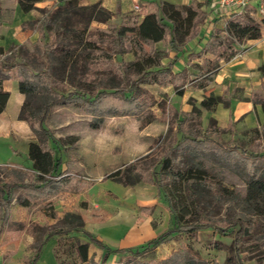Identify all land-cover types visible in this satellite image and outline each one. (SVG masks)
Segmentation results:
<instances>
[{
    "label": "rangeland",
    "instance_id": "rangeland-1",
    "mask_svg": "<svg viewBox=\"0 0 264 264\" xmlns=\"http://www.w3.org/2000/svg\"><path fill=\"white\" fill-rule=\"evenodd\" d=\"M57 4L44 5L38 9V20L41 21L47 14L46 12ZM148 9H154L152 3ZM137 11L135 10L134 14ZM111 15L105 23L91 21L86 26L82 24L69 29L63 28L61 21L57 19L48 28L47 37L44 39L37 32V40L48 42L45 48L33 46L27 41L20 45L9 46V51L0 56V61L10 60L15 64L12 71L19 80L23 78L17 74V70L21 68H26L34 74L35 72L44 74V71L49 74V79L42 75V81H45V84L42 83L43 85L39 84L35 87V92L28 96L24 94L22 103L25 104L24 113L29 114L33 120H36L41 113L42 106L56 98V94H66L72 90H79V88L92 95L96 89L127 90L132 82L137 86L135 95L138 94L140 103H145L137 116H108L102 119L96 128L91 126L96 120L95 117L78 107L77 104L53 105L44 124L50 138L55 142L43 133H36L31 129V139L15 144V147L22 152L14 154L10 147H7L5 140L0 139V160L10 163L8 167L0 170V181L11 177L21 183L37 182L31 164L45 166L47 161L28 151L29 146L41 142L52 148L50 154L54 159L61 160L60 168L64 176H75L90 183L78 192L53 184L49 190L40 189L34 194L19 193L17 201L12 200L10 203H5L10 216L9 221L3 226L0 222L2 230L0 245L11 239H19L22 244L18 250H12L1 256L0 264H27L46 234L70 225L71 222L64 219V215L68 213L78 214L81 217V229L70 231L66 235H54L43 242L35 264H58L57 261L63 264H82L69 244L75 240L81 243L87 241L83 231H89L97 236V228L104 224H123L126 221L138 224L141 220L152 219V225L155 227L157 224L155 227L157 235L168 230L173 226L174 219L169 212L164 194L169 193L174 197L177 196V191L183 188L182 184H176L175 176L171 175L162 179L163 184L160 190L143 181L124 187L105 177L117 169L123 172L127 167L136 166L138 163L143 165L152 163L161 151L175 144V140L182 132L196 134L198 137H210L222 146L236 147L238 151L244 150L247 155L249 154L250 160L255 159V165L264 167V123L249 127L239 120L227 125L228 127L220 128L216 120L207 118L200 110L199 127L196 121H188L180 132L176 130L175 125L171 124V126L169 124L172 119L170 108L175 109L181 117L184 113L181 110L182 95H176L175 89L164 84L162 78L150 84L139 80L138 77L141 74L136 71V67H133L135 62L142 65L144 71H150L155 66L150 67L148 60L133 56L130 52L131 45L127 39L128 35L121 31L118 32L119 25L126 23L124 19L127 16ZM217 34L223 35L220 32ZM117 36H125L120 40L123 45L120 54L114 55L108 62L99 60L96 63L98 74L93 77L61 72L60 61L51 59L49 55L53 47L52 43L63 44L79 40L85 45L86 41L92 40L106 48L110 46L109 41H117ZM244 43L245 41L235 42L233 45H236L237 50L240 51L244 49ZM185 44L174 47L167 39H164L163 42L155 44L152 49L150 46H145L144 52L156 59V68H162L172 61L178 52L182 51ZM224 47L225 44H222L218 51H223ZM199 48L200 46L196 50ZM44 53L48 55L45 56ZM206 53L212 59L207 63V59H203L202 68L199 69L201 72L206 70L207 66L219 65L224 60L216 61V55ZM179 59L174 64V71L179 70L182 65V60ZM187 70L188 80L198 74V70L193 65L188 66ZM46 87H51L52 91L48 92ZM187 89L193 92L192 88ZM187 101L191 107L194 105L199 107L192 99ZM151 114L154 116L151 122L141 127L142 117H149ZM24 148L27 150L28 159ZM171 157L174 160L172 171L177 172L186 163L192 167L207 169L210 170L208 182L219 186L217 193L213 192L211 195L208 193L205 200L202 199L201 203L205 207L202 212L204 217L223 222L235 218L245 220L251 228V235L264 248V205L257 206L246 200V183L240 175L207 157L192 154L187 149L175 151ZM148 189L152 191L150 195L146 193ZM148 196L151 197L147 198ZM25 201L28 202V206L24 207L20 202ZM152 205V210L146 214L139 210L140 206ZM50 210L55 211L56 217H48ZM72 223L77 224L78 221L74 219ZM233 233L221 235L217 231L205 230L194 237L187 234H173L154 250L134 260L144 261L145 264H160L173 252L186 248L192 254L211 263L214 261L223 264L226 257L225 252L214 248L211 241L218 240L226 245L230 244ZM147 241L141 244H132V241H127L125 245H130L123 249L137 248L142 244L146 245ZM102 255L103 251L90 245L87 251L88 261L84 264L96 263ZM107 259L108 264L126 260L125 257L114 253L109 254ZM245 264H254V262L248 261Z\"/></svg>",
    "mask_w": 264,
    "mask_h": 264
},
{
    "label": "trees",
    "instance_id": "trees-1",
    "mask_svg": "<svg viewBox=\"0 0 264 264\" xmlns=\"http://www.w3.org/2000/svg\"><path fill=\"white\" fill-rule=\"evenodd\" d=\"M40 0H17L21 9L24 12L31 11L35 8V2ZM1 13V9H0ZM44 18L39 21L34 20L31 27L38 32L39 36L44 39L47 37L48 28L55 20L61 21V26L65 29L77 25L86 26L91 21L105 23L110 18L111 13L100 6L99 3L90 4V6H80L77 0H58V4L49 9ZM126 23H121L118 27V32L127 34V39L131 45L130 52L133 56L142 57L143 60H148L149 66H155L150 71H144L142 65L135 62L133 67L139 72V80L146 83H156L159 78L164 80V84L172 85L175 89V94L179 96L182 93L184 84L192 85V87L203 90V101L200 102L199 107L195 105L189 113H183L182 117L170 108L172 119L170 125H175L178 132L182 131L183 127L188 121H196L197 127L200 125L201 113L200 108L204 110H212L218 103H223V98L213 96L211 89H206L209 82V76L213 73L218 65L207 66L205 70L206 77L195 75L191 80H188L187 70L174 73L173 67L177 62L174 58L162 68H156L157 61L148 56L144 52L145 46H150V49L157 43L163 42L167 39L174 47L187 43L195 35L197 31V24L201 20V12L196 4L191 3L189 6H179L171 4L167 1H158L154 4V10L148 11L143 16L139 14L129 13L124 19ZM224 34L219 36L217 33L212 34L207 40V44L198 55L203 52H210L215 56V60H227L234 55L233 44L235 42L247 41L249 39H257L261 36V31L264 27V19L257 21L250 14L234 15L226 20ZM125 36H117V41H109L110 46L103 48L94 41H86L83 45L79 40L71 43L56 44L52 43L53 47L50 51L51 59L60 61L62 69L61 72L66 71L71 73H79L81 76L93 77L97 75L96 63L99 60L108 62L116 54H120L123 47L120 40ZM110 40V39H109ZM119 41V43H118ZM33 46L45 48L48 42H40L35 40ZM225 44L223 51L219 52V47ZM3 49L0 47V56L4 55ZM45 56L48 55L44 53ZM43 54V55H44ZM48 59V58H47ZM215 61V62H216ZM0 113L6 106L9 92L2 90V83L7 78L11 77L10 73L14 69L15 64L10 60L0 61ZM260 75L264 77V64L258 67ZM44 74L35 72L32 73L26 68L17 70L18 76H23L18 81V89L20 93L30 95L36 91L35 87L39 84H45L42 81V75L49 79V74L45 71ZM41 82V83H39ZM42 84V85H43ZM127 90H114L112 88L96 89L91 94L85 93L80 88L79 90H72L66 94H56V98L49 104L42 106L41 113L33 120L29 114L24 113L25 104L22 105L18 114L19 120H25L29 123L34 132L43 133L49 137V133L45 128V121L50 109L53 105H65L74 103L82 108L85 112L95 117L92 128H96L98 123L108 116H137L145 103H140L138 94L135 95L137 86L135 84L129 85ZM47 91H52V88L46 87ZM45 92V90H43ZM253 103L258 104L264 114V94L255 96ZM143 105V106H142ZM161 108V107H160ZM162 110V109H161ZM164 110H162L163 112ZM164 113V112H163ZM154 118L153 114L149 117H142L141 127L150 123ZM175 123V124H174ZM171 125V126H172ZM219 130V129H218ZM51 139V138H50ZM53 142L54 139H51ZM55 142V141H54ZM28 153H35L41 158L45 159L46 165H33L32 170L36 175L37 182H18L17 180L7 177L4 181H0V222L3 226L9 221L10 211L5 203L10 201H17L19 193L34 194L49 190L54 185L71 189L74 192L81 191L84 186L90 185L89 182L80 180L75 176H64L60 168L61 160L53 158L50 152L52 148L45 146L41 142L37 145L29 146ZM187 149L192 154L202 155L209 160L226 166L241 176L244 183H246L245 198L248 202L259 205H264V167L255 165V159L250 160L244 150H237L236 147H225L218 144L212 138L198 137L196 134L182 132L180 137L175 140V144L167 147L161 151L150 164H139L133 167H127L124 171L117 169L110 172L106 179H111L121 186H130L139 181L156 186L157 190L162 188L161 181L167 176H175L176 184H182V190L177 191V196H171L165 193L164 197L169 208V212L173 215L174 224L169 229L154 239L147 241L137 248L127 249H110L102 241L94 237L88 231H83L87 241L83 243L75 240L69 244L71 249L77 255L81 263L87 262V251L90 245L101 249L104 253L98 259V262L92 264H108L109 254H118L125 257V261L120 260L113 264H145L144 261H135L136 257L144 255L148 251L154 250L157 246L165 242L173 234H187L195 236L198 233L210 230L217 231L221 235H227L234 232L231 243L224 244L218 240H213L212 246L220 251L225 252V260L223 264H245V262L253 261L254 264H264V248L260 242L251 235V228L248 223L239 218L230 221H219L203 216L205 207L202 199L209 193L219 191V186L208 182V175L210 170L200 167H192L187 163L179 168L177 172L172 171L173 157L171 154L175 151ZM256 155V154H255ZM262 156V154H259ZM52 157V158H51ZM8 167V165H0V170ZM24 207L28 206V202H20ZM143 211H150V208L142 207ZM47 215V214H46ZM48 217H56L55 211L50 210ZM65 221L71 222L70 225L61 227L54 232L46 234L40 242L38 248L35 249L32 257L27 261V264H35L38 259L42 244L54 235H66L70 231L81 229L82 221L78 214L68 213L64 215ZM78 223H72L73 220ZM0 228V233H1ZM1 235V234H0ZM90 244V245H89ZM58 264H63L58 262ZM160 264H218L217 262H209L206 259L192 254L188 249L184 248L173 252L170 257L160 262Z\"/></svg>",
    "mask_w": 264,
    "mask_h": 264
},
{
    "label": "crops",
    "instance_id": "crops-1",
    "mask_svg": "<svg viewBox=\"0 0 264 264\" xmlns=\"http://www.w3.org/2000/svg\"><path fill=\"white\" fill-rule=\"evenodd\" d=\"M77 1L80 6H90V4L99 3L102 8L107 9L111 14L119 17L127 16L129 13L134 14V5L139 6V10L136 14L143 16L145 13H148V11L154 10L148 9L151 3L154 6L155 2L162 0ZM164 1L176 6H189L191 3L198 6L201 12V20L197 24V31L192 39L184 45L182 51L175 55L174 58H176L177 61L181 58L182 65L179 70L173 71L174 73H178L179 71L187 70L188 66L193 65V67L198 70L200 76L206 77L207 74H205V70L201 72L199 69L202 68L201 63L204 58L207 59V63L211 61L212 57L206 52H203L200 56L198 54L202 52L206 46L209 37L214 33L220 32V24L223 18L219 19V15L210 12L209 0H193L190 3L184 2L183 0ZM55 3H58V0H40L35 3V8L33 10L24 12L20 4L17 3V0H0V47L3 49L4 53L9 51V46L20 45L27 41L34 43L38 35L37 31L31 28V24L34 20L39 18L37 10L44 7V5H54ZM141 11H143L142 14ZM254 19L256 18L254 17ZM204 39H206V41H204ZM199 46L200 48L196 50ZM233 49L234 55L227 60H223L217 68H215L208 78L209 82L206 87V89H211L213 96L223 98V103H218L214 109L209 111L202 108H200V110L203 111L207 118L216 120L218 122L217 126L220 128L228 127L227 125L232 122H238L239 120L247 126L252 127L258 123H264L263 111H261L258 104L254 105L253 103L255 96L264 94V77L260 75L258 70V67L264 64V27L259 38L245 41L243 50H237L236 45H233ZM10 75L11 77L7 78L2 83V90L8 91L9 97L4 110L0 113V139L5 140L7 147H10V150H12L14 154H19V152L22 151L18 150L15 144H20L23 143V140L31 139L32 132L29 123L25 120H19L18 118V114L23 105L24 94L20 93L17 87L19 81V78L16 77L17 75H13V71H11ZM169 87L174 89L172 85H169ZM189 87L192 88L193 92L187 89ZM182 90V93L179 94L182 95L183 99L181 110L184 113H189L192 107L187 100L192 99L199 106L200 102L204 99L203 90L192 87L187 83L184 84ZM23 150L26 151V158L28 159L27 150L25 148ZM9 164V162H2L0 160V165ZM27 164H30V162H27ZM147 191L146 193L148 195L152 192L151 189ZM150 197L151 196H148L147 198ZM142 207L152 210L153 205L140 206L139 210L143 212V214H146L151 210L143 211L141 210ZM155 227L152 225V219L141 220L138 224L131 221H126V223L123 224L109 223L101 225L97 228L98 235H93L97 239L99 238L102 243L107 245L110 249H123L130 245H125L127 241H132V244H141L145 240L149 241V239H154L157 235ZM165 231L167 230L163 232ZM21 244L22 241L19 239H11L4 242L0 245V257L12 252V250H18Z\"/></svg>",
    "mask_w": 264,
    "mask_h": 264
},
{
    "label": "built area",
    "instance_id": "built-area-1",
    "mask_svg": "<svg viewBox=\"0 0 264 264\" xmlns=\"http://www.w3.org/2000/svg\"><path fill=\"white\" fill-rule=\"evenodd\" d=\"M190 3L193 0H183ZM210 12L219 15L221 20L220 33L224 34L225 22L234 15L250 13L257 20L264 18V0H209ZM133 10H139L138 5H134Z\"/></svg>",
    "mask_w": 264,
    "mask_h": 264
}]
</instances>
